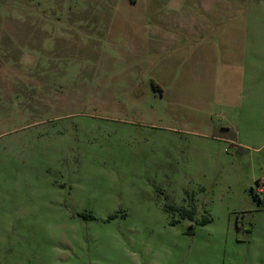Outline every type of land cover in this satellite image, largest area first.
Instances as JSON below:
<instances>
[{"label":"rangeland","instance_id":"rangeland-1","mask_svg":"<svg viewBox=\"0 0 264 264\" xmlns=\"http://www.w3.org/2000/svg\"><path fill=\"white\" fill-rule=\"evenodd\" d=\"M255 182L264 0H0V264H264Z\"/></svg>","mask_w":264,"mask_h":264},{"label":"crops","instance_id":"crops-1","mask_svg":"<svg viewBox=\"0 0 264 264\" xmlns=\"http://www.w3.org/2000/svg\"><path fill=\"white\" fill-rule=\"evenodd\" d=\"M196 22H194L193 24H195ZM206 24H208V22H206ZM230 26H231V24L229 23V24H227V25H224L223 23H222V26H221V32H220V34L221 35H219V39H218V41H219V43H221L220 45H221V49H220V51H221V53L222 54H226V57L228 56V48H226V49H224V46H223V41H221L220 39H224V34L227 32L228 33V30H229V28H230ZM228 37V36H227ZM229 38V37H228ZM228 41H229V39H228ZM215 44H218V43H215V42H211L209 45H211V49H214V45ZM217 48V47H216Z\"/></svg>","mask_w":264,"mask_h":264},{"label":"built area","instance_id":"built-area-1","mask_svg":"<svg viewBox=\"0 0 264 264\" xmlns=\"http://www.w3.org/2000/svg\"><path fill=\"white\" fill-rule=\"evenodd\" d=\"M263 191H264V185L263 184L256 186V189H255L256 193H262Z\"/></svg>","mask_w":264,"mask_h":264},{"label":"trees","instance_id":"trees-1","mask_svg":"<svg viewBox=\"0 0 264 264\" xmlns=\"http://www.w3.org/2000/svg\"><path fill=\"white\" fill-rule=\"evenodd\" d=\"M255 184L257 185V182H255ZM168 209H170V208H167V210H168ZM187 213L190 214L189 212H187ZM172 223H174V222H172Z\"/></svg>","mask_w":264,"mask_h":264}]
</instances>
